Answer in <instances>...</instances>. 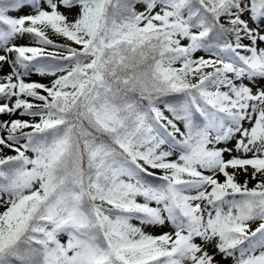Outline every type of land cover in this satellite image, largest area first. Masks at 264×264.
Returning a JSON list of instances; mask_svg holds the SVG:
<instances>
[{
  "label": "snow or ice",
  "instance_id": "obj_1",
  "mask_svg": "<svg viewBox=\"0 0 264 264\" xmlns=\"http://www.w3.org/2000/svg\"><path fill=\"white\" fill-rule=\"evenodd\" d=\"M0 264H264V0H0Z\"/></svg>",
  "mask_w": 264,
  "mask_h": 264
}]
</instances>
